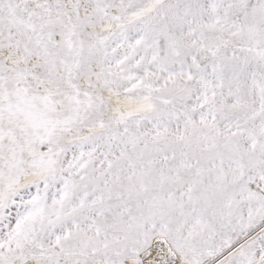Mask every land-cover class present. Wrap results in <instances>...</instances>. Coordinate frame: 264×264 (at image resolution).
Masks as SVG:
<instances>
[{"label":"snow or ice","instance_id":"obj_1","mask_svg":"<svg viewBox=\"0 0 264 264\" xmlns=\"http://www.w3.org/2000/svg\"><path fill=\"white\" fill-rule=\"evenodd\" d=\"M0 264H264V0H0Z\"/></svg>","mask_w":264,"mask_h":264}]
</instances>
